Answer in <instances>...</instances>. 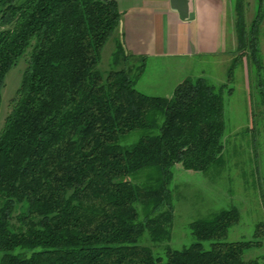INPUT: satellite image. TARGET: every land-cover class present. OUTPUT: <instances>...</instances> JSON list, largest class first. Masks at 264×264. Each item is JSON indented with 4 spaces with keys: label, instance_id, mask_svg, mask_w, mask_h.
Returning <instances> with one entry per match:
<instances>
[{
    "label": "trees",
    "instance_id": "16d2710c",
    "mask_svg": "<svg viewBox=\"0 0 264 264\" xmlns=\"http://www.w3.org/2000/svg\"><path fill=\"white\" fill-rule=\"evenodd\" d=\"M259 1L250 23L249 1H236L228 82L244 56L261 68ZM121 19L115 0H0V105L7 74L28 56L0 133V264H261L244 258L261 240L223 241L237 208L194 222L188 248L157 256L142 244L171 239L174 166L206 173L221 160L226 84L187 77L172 97L149 96L136 88L146 58L132 54L102 73Z\"/></svg>",
    "mask_w": 264,
    "mask_h": 264
},
{
    "label": "rangeland",
    "instance_id": "374dc122",
    "mask_svg": "<svg viewBox=\"0 0 264 264\" xmlns=\"http://www.w3.org/2000/svg\"><path fill=\"white\" fill-rule=\"evenodd\" d=\"M248 1L250 3L246 7V20L250 23L257 15L260 1ZM233 23H236V18ZM234 32L237 38L235 25ZM261 35L260 31V38ZM259 47V71L244 56L236 65L230 82L228 71L232 62H224L231 51L230 46H226L222 52L223 58L220 59L223 62H210L212 74L209 73L213 77L207 76V79L217 86L226 84L225 149L221 160L206 173L186 170L181 164L174 166L171 190L175 216L171 239L161 243L151 241L148 235L142 239V244L151 247L157 256H163L167 248L182 250L196 243L191 227L194 222L209 219L223 210L237 208L240 221L231 227L223 241L233 243L261 240L262 245L247 250L244 258L264 264V236L255 237L258 225L264 223V50L261 42ZM230 53L233 57L238 54L237 49ZM128 54L120 35L115 33L103 48L99 70L107 74L121 69L126 62L124 56ZM27 62L28 56H24L6 76L0 105V133L12 111V100L16 97ZM139 64L140 61L137 60L128 62V65L135 67ZM159 64L160 62H146L145 72L136 88L149 96L172 97L179 79L178 68L173 66L163 70ZM201 64L203 62H195L197 68L188 69L192 72L193 79L202 77ZM139 137L140 133L134 132L125 143H135ZM132 179L134 182L146 180L143 177ZM212 243L204 242L205 249L210 250ZM2 257L3 253H0V261Z\"/></svg>",
    "mask_w": 264,
    "mask_h": 264
},
{
    "label": "crops",
    "instance_id": "0c3cea01",
    "mask_svg": "<svg viewBox=\"0 0 264 264\" xmlns=\"http://www.w3.org/2000/svg\"><path fill=\"white\" fill-rule=\"evenodd\" d=\"M115 1L122 13L118 34L126 50L146 62H160L163 70L177 67V85L192 76L188 69L197 68L195 62H203L202 77H213L210 62H223L226 46L230 52L238 47L233 23L237 0H189L193 20H182L171 0ZM260 31L264 50V18ZM230 52L224 62H233Z\"/></svg>",
    "mask_w": 264,
    "mask_h": 264
},
{
    "label": "water",
    "instance_id": "95a60500",
    "mask_svg": "<svg viewBox=\"0 0 264 264\" xmlns=\"http://www.w3.org/2000/svg\"><path fill=\"white\" fill-rule=\"evenodd\" d=\"M172 8L177 10L182 20H193L195 15L190 12L189 0H171Z\"/></svg>",
    "mask_w": 264,
    "mask_h": 264
}]
</instances>
